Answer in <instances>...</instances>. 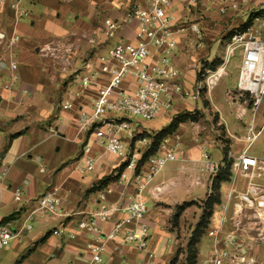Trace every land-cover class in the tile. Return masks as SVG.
Here are the masks:
<instances>
[{"label": "crops", "instance_id": "0c3cea01", "mask_svg": "<svg viewBox=\"0 0 264 264\" xmlns=\"http://www.w3.org/2000/svg\"><path fill=\"white\" fill-rule=\"evenodd\" d=\"M97 2L95 0H0V96L2 97L0 172L5 171L0 178V220L8 223L14 231L19 230L23 224L32 226L30 230L19 234L12 243V248L18 252L14 257L18 255V263L21 264H85L90 258L86 249L87 237L79 233L75 240H69L64 236L53 235L52 231L62 224L66 225L67 229H74L76 221L82 214L98 209L100 191L92 189L105 177L113 173L115 176L118 173L116 170L120 166V159L110 155L108 160L115 162L109 163L104 160L106 153L98 147L94 149L99 159L96 170L84 172L77 169V160L86 141V135L80 133L78 129V106L69 111L61 108V93L66 91L69 95L70 91L75 92L78 89L71 88V77L66 78L77 71L83 72L85 65L84 63L76 68L71 67L72 30L84 13L91 12L97 5L101 7L108 4L114 8L126 6L124 5L126 0H97ZM207 14L213 19L206 22L203 47L199 49L193 46L186 47L185 53L182 55L180 50L175 59L183 73L182 81L188 87L193 86L197 80V65L205 66L209 63L211 48L219 41L217 35L221 29L218 20L234 16L235 20L231 28L237 26L239 24L237 17L241 15V9L227 16L219 15L216 10H210ZM125 34L132 35L128 31ZM183 45L186 43L181 45L182 49ZM52 49L58 50L57 55L63 60L62 64H52ZM72 55L82 57V52L75 50ZM240 65L239 62L230 67L228 76H231L232 89L236 88ZM13 75H17L19 79L13 83L12 91H8L4 89V85L11 81ZM200 103L202 104L201 100L190 99L177 102L175 104L177 109L173 111L177 113L180 109L188 107L200 109ZM216 105L218 106V103ZM255 117V128L259 137L248 152L262 162L264 161V108L261 107L255 113ZM250 120L251 117H248L244 122ZM239 124L240 130H243L244 125ZM188 128L189 126L186 125L185 130ZM228 129L230 133L234 132L229 126ZM187 135L194 134L185 133V137ZM237 138L231 144L230 160L236 159L247 148V144L243 141L244 137ZM191 141L190 139L183 141L185 157L190 159L189 163L194 165L193 170L200 179H202V165L205 166L207 163L204 159L205 154L209 153L210 161L220 167L219 171L225 166L222 161L224 154L219 149L213 150L214 146L204 142L203 139L199 145ZM191 171L186 161L170 162L163 173L152 179L147 187L148 192L144 193L147 204L151 203L154 206L153 209H149L147 222L150 226L148 249L155 253V257L151 260L145 253L136 251L132 247H126L120 252L116 243L110 242L102 264H172L174 261V264H183L185 262V249L182 252L181 247L185 248L186 245L182 243L183 239L179 238L177 232L167 226V217L155 206L157 200L153 199V196L160 195L158 189L165 190L164 183L173 193L169 196L173 204L191 200L196 196L195 191L199 190V187H194L195 183L187 179L190 175L195 176ZM125 174L126 179H117L108 184L112 189V193L108 196L110 202L123 201L127 196L135 194L134 174L129 170H126ZM236 179L238 186L246 182L241 176H237ZM55 188L58 189V194L63 200V215L42 217L36 212V201ZM228 188L229 184L222 186L223 198ZM17 189L22 191L20 202L15 200ZM237 223L238 220L235 219L234 224ZM253 224L254 222L249 230L243 228L242 230H247L246 234L235 242L233 238L225 237L232 229H229L228 223L222 222L220 214L217 215L210 230L216 231V235H204L198 244V264H212L215 250L229 252L224 264H264V242L256 238L249 240L245 238L250 235L257 236L264 231V227L257 228ZM111 226V223H107L105 230H109ZM47 234L50 237L40 242ZM228 239L232 241L228 243Z\"/></svg>", "mask_w": 264, "mask_h": 264}, {"label": "built area", "instance_id": "2783aa9c", "mask_svg": "<svg viewBox=\"0 0 264 264\" xmlns=\"http://www.w3.org/2000/svg\"><path fill=\"white\" fill-rule=\"evenodd\" d=\"M239 1L249 0H132L122 21L105 20L103 39L99 45L103 48L110 41L113 44L105 53H97L85 62L84 74L79 76L80 71L75 72L79 77L78 89L69 92L61 102V108L69 111L78 106V129L86 135L77 169L84 172L96 170L99 159L94 149L98 147L124 164L120 180L126 179V170L134 174L136 192L123 201L110 202L108 196L112 189L107 185L99 192L98 209L82 214L74 229H67L62 224L52 231L53 235L69 240H75L79 233L84 234L90 254L85 264H102L110 242L116 243L120 252L132 247L151 260L155 257V253L148 249L149 208L144 193L157 172L168 163L183 159V140L178 133L166 136L156 153L143 161L144 153L152 142L149 135L153 136L156 132L136 125L124 115L139 117L142 123L153 121L173 114L177 102L189 99L200 101L205 89L209 93L224 68L210 74V70L204 69L206 65L203 66L197 72L194 85L188 87L182 81L183 73L175 59L183 43L195 49L203 47L208 11L216 10L219 15L227 16L241 9ZM249 20L248 26L245 23L232 27V37L226 44L225 52L226 58H229L239 51L242 60L235 90L239 97L249 96L257 112L264 108V29L252 24L263 23L264 15H250ZM126 31L132 35H126ZM92 42H96L95 37ZM205 70L210 75L198 80ZM18 79L17 75H13L4 89L12 91L13 83ZM78 100L81 103L76 102ZM258 137L259 133L251 124L243 138L247 148L236 164L238 172L243 175L257 173L264 176V161H259L248 152ZM204 157L207 160L206 169L218 172L220 167L210 161L208 154ZM4 174L5 171L0 172V178ZM15 200H22L21 189L15 191ZM36 202V212L42 217L63 215V200L57 188ZM259 206L264 207V202H260ZM258 217L264 219V212L258 213ZM107 223L112 224L109 230H105ZM31 228V225L23 224L14 231L8 223L0 220V249L8 247L19 234ZM209 235L215 236L216 233L212 230ZM231 241L228 239V243ZM228 257L227 250L217 251L212 257V264H224Z\"/></svg>", "mask_w": 264, "mask_h": 264}, {"label": "rangeland", "instance_id": "374dc122", "mask_svg": "<svg viewBox=\"0 0 264 264\" xmlns=\"http://www.w3.org/2000/svg\"><path fill=\"white\" fill-rule=\"evenodd\" d=\"M95 2L98 3L97 0H95ZM130 2L129 0H126V3L124 4L126 6L125 7L122 6L120 8L118 7L114 8L112 6H109L108 4L107 6H101V7H97L98 6L97 5L96 8L92 9L91 12L84 13L81 20L77 23L75 29H73L74 32L73 30L71 32V67L75 66L76 68L79 65L89 61V59L94 57L97 53L98 55H100L106 52V50L113 44V41H110V43L107 46H104L103 48H101V46L98 45V41L100 39L101 40L103 39L102 35L104 31V22L107 18H111L116 21H122L127 16V7ZM254 14L255 15L259 14L262 16L264 15V0H256L254 2L252 0H249L248 2H241V15L237 17L238 20L237 22L239 23L238 25L242 26L243 24L248 23L250 15H254ZM233 17L224 20L215 19L216 21L217 20L219 21L218 23H220L221 31L217 35V39L219 41L213 44L211 48V54L208 57L209 63L208 64L204 63L206 65L204 69L210 70L211 71L210 74H213V72H216L220 68H224V70H222L221 76L218 77V80H215V83L211 86L212 88L210 92L208 93L207 89L204 90V93L201 98L202 104L200 103L199 106L200 109H198L197 107L189 109L188 107L185 109H180L179 112L177 113H174L173 111V114L172 113L169 115L166 114L158 117L153 121L143 122V123L142 121H140L141 119L139 117L130 116V115H124V117L127 118L129 121L134 122L136 125H142L145 128L151 130L152 132H157L167 127L170 121L178 114L184 112L195 114V116H192L194 120L191 118L179 124L176 133L182 136L184 142L186 139L187 140L190 139V141L192 140L193 143L197 145H199L201 139H203L205 140L204 142H208L209 144H212L214 146L213 150L219 149L222 152V154L224 150L228 149L229 152L228 157L231 158L232 157L231 144L233 143V140L236 141L238 139L237 137L239 138L244 137L251 124H253L256 127V122H255L256 111L253 109L251 98L249 96L239 97V95L235 90L236 88L232 89L231 76L230 77L228 76L230 67L235 66L239 62L241 63L242 60L239 51H236V53L231 57L226 58V52H225L226 44L227 42L230 41L232 37L231 26L233 25V20H235V17L234 18ZM211 19L213 18H208V20ZM252 25H254L258 29H264V22L258 23L257 25L256 24H252ZM94 37L97 40L96 43H92V41H90L93 40ZM183 47L184 48L181 51L182 55L183 53H185L186 45H183ZM75 50L82 52V57L80 56L75 57V55H72V52H74ZM57 51L56 50L52 51L53 55L51 58L53 65L54 64L60 65L63 63L61 57L57 55ZM214 59L215 62L213 63ZM202 67H203L202 64H198L196 67L197 72L200 71ZM206 70L203 71L201 76H198V80L199 79L204 80L210 75L208 72H206ZM78 74L79 76H81L82 74H84V72L81 71ZM70 77H71V88L73 87V89L76 90L79 86L78 85L79 77H76V74H72L71 76H68L66 79H69ZM67 95L68 93L66 91L61 93V102L64 99H66ZM217 103L218 106L216 105ZM231 107L233 108L231 109ZM174 109H177V105L174 106ZM248 117L249 118L251 117V120L245 123L244 121ZM239 123H242L244 125L243 130H240L241 125ZM186 125L189 126V128L187 129L188 131L185 130ZM228 126L234 129L233 133L229 132ZM191 132H193L194 135L191 136L187 135V137H185V133H191ZM110 157L111 156L108 153H106L104 160L108 161L109 163L115 162L112 160L111 161L108 160ZM181 161H186L192 170L191 172L193 173V175H195V176L190 175L187 179L191 180L192 183L196 184L194 187L197 188L199 187L198 188L199 190L195 191L196 196L193 197L191 200H186L184 202H181L180 204H173V202H171V200L169 199V196L173 193H171V190L168 189V186H166L167 184H164L162 182L163 185L165 186V190L158 189L160 195L157 197L153 196V199L157 200V202L155 201L156 205L155 204L154 205L158 207L167 217V222H168L167 226L172 231L177 232L179 238L183 239L182 243L184 245H187L193 230L201 221V215L205 210H207L208 221L207 224L204 223L203 224L204 226H202L201 228V231L203 232L202 237L204 235H209V232L212 228L211 224L214 221L215 217L219 214L221 215L222 222L228 223L230 225L229 229H232L225 237L233 238L235 242L240 237H242V235L246 234V231L249 230V227L251 226L252 222H254L253 225H255L257 228L264 227V219L258 217V213L264 212V207L259 206L260 202H264L263 175L260 177H256L258 176L256 173L254 175L253 174L243 175L240 172H238V167L236 166V164L239 161V156H238L236 159L231 160L232 162L230 167L229 181L222 183V186L225 184H229V188L228 191L226 192V196L223 198V192L221 186L220 203H215V201H213L212 204L206 205L205 204L206 200L208 199V196L211 193L210 182H212L219 175V173H212L208 171L203 164L201 170L202 179H200L199 176H196L193 170L194 165L189 163L191 161L188 157H185V154L183 159H181ZM224 165H225L224 167H226V163ZM121 166H124V164L120 162V166L118 167V169H120ZM164 168H162L159 172H157L154 175V177L159 173L160 174L163 173ZM118 169L116 170L118 173L115 176H113L114 174L113 173L112 175L105 178H111L113 179V181L114 179L115 180L120 179L122 174ZM122 173H124V171ZM237 176H241V178L246 179L245 184H241V186H238L236 179ZM115 177H117V179ZM147 192H148V188H146L145 190V193ZM189 202H192L193 204L186 207L184 211L180 210L179 212L180 207L185 203H189ZM148 208L153 209L154 206L151 203H149ZM178 212L179 215L178 217H176ZM235 219L238 220L237 224H234ZM243 228L244 229L246 228L247 230L244 231L242 230ZM48 237L50 236H47V238ZM245 238H247L248 240L256 238L258 239V241L264 242V231H261L260 234H257V236L250 235ZM218 242L219 241H217V243ZM12 243L13 241L10 242V245L8 246L9 248L5 247L3 249H0V264H21L18 263L19 260L18 255L14 257L18 252L12 248ZM185 248L181 247V251L183 252V249ZM214 253H217V250H215ZM238 255L239 256L241 255L240 250L238 252ZM226 261L227 260H225V262ZM243 261L244 260L242 259L241 262Z\"/></svg>", "mask_w": 264, "mask_h": 264}, {"label": "trees", "instance_id": "16d2710c", "mask_svg": "<svg viewBox=\"0 0 264 264\" xmlns=\"http://www.w3.org/2000/svg\"><path fill=\"white\" fill-rule=\"evenodd\" d=\"M249 24H250V20H248L247 26ZM192 116H195V114H190V113H187V112L178 114L170 121V123H169V125L167 127L163 128L161 131L156 132L155 135H153V136L149 135V137L152 138V142H151L150 148L147 149L145 151V153H144L143 161L148 156L156 153L161 141L166 136L176 133L178 125L181 124L182 122L187 121L188 119H191ZM228 153H229L228 149L224 150V152H223V154H224L223 161L226 163V167H223L222 169H220V171L218 172L219 175L213 180L212 185H211V193L208 196V199L206 200V203H205L206 205L212 204L213 201H215V203H220V200H221L220 188L222 186V183L223 182H227L230 179V167H231V162L232 161L229 159ZM143 161H142V163H143ZM118 170L122 173V171L124 170V166H121L120 169H118ZM115 178L117 179V177H115ZM112 181H113V179H111V178H105L102 181H100L98 183V185H96L92 190L93 191H98V190L100 191L103 188H105ZM192 204H193L192 202L185 203L184 205H182L180 207L179 212H180V210L184 211L186 207H188V206H190ZM179 212H178L176 217H178ZM207 216H208L207 210H205L203 212V214L201 215V221L198 223L196 228L193 230V232H192V234H191V236L189 238V241H188V243L186 245V248L184 250L185 262L183 264H198V254H199L198 244L201 241V238H202V235H203V232L201 231V228H202V226H204L203 224L204 223L207 224V221H208V219H207L208 217ZM47 236H49V234H47L45 237H43L40 242H43L47 238ZM174 262L172 264H174Z\"/></svg>", "mask_w": 264, "mask_h": 264}]
</instances>
